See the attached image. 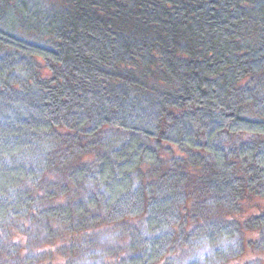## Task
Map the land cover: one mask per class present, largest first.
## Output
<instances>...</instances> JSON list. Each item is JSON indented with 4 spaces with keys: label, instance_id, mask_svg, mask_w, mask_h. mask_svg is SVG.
<instances>
[{
    "label": "trees",
    "instance_id": "16d2710c",
    "mask_svg": "<svg viewBox=\"0 0 264 264\" xmlns=\"http://www.w3.org/2000/svg\"><path fill=\"white\" fill-rule=\"evenodd\" d=\"M260 198L264 0H0V264L225 261Z\"/></svg>",
    "mask_w": 264,
    "mask_h": 264
},
{
    "label": "rangeland",
    "instance_id": "374dc122",
    "mask_svg": "<svg viewBox=\"0 0 264 264\" xmlns=\"http://www.w3.org/2000/svg\"><path fill=\"white\" fill-rule=\"evenodd\" d=\"M263 210L264 198H260L246 203L242 214L243 216H247L252 213H258ZM259 239L260 241H262L261 238ZM116 240L117 242H115ZM256 240L258 239L256 238ZM260 241L259 245H256L254 247H244V249H237L236 245H229L227 246L228 248L224 246L219 251L224 255L223 258H227L225 260L227 261L225 264H244L246 262L264 264V247L262 246V242ZM103 244L104 245L100 247L98 256H96L97 258L95 257L94 260H92L93 258L88 259L87 257H83L81 258L82 260H79L76 264H91L93 263V261L94 264H104L102 257H106L107 261H112V255L114 258L116 257V255H123L126 252L125 247L127 242L124 239H121L120 236L110 238L108 242L105 241V243ZM110 249H113L112 255L110 254ZM229 249H231V251H229ZM128 253L126 256L124 255V259H126V261L129 260V256L131 255L130 253ZM121 259L122 258H120V260ZM184 259H186L187 262L193 261L198 262L200 264H224L225 262L221 260V258L217 257L215 246H202L197 249H190L189 252L186 253V257H184ZM106 264H108V262H106Z\"/></svg>",
    "mask_w": 264,
    "mask_h": 264
}]
</instances>
